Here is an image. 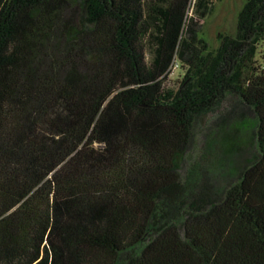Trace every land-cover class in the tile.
<instances>
[{"label":"trees","instance_id":"16d2710c","mask_svg":"<svg viewBox=\"0 0 264 264\" xmlns=\"http://www.w3.org/2000/svg\"><path fill=\"white\" fill-rule=\"evenodd\" d=\"M190 1L0 0V264H264V0L214 50Z\"/></svg>","mask_w":264,"mask_h":264},{"label":"rangeland","instance_id":"374dc122","mask_svg":"<svg viewBox=\"0 0 264 264\" xmlns=\"http://www.w3.org/2000/svg\"><path fill=\"white\" fill-rule=\"evenodd\" d=\"M195 1H190L189 14L192 13V9L195 7ZM206 4V16L202 18V24L199 29V36L203 37L209 43V49L214 50L220 44L219 35L225 34L233 36L236 33V20L240 8H242L246 0H203ZM211 9V10H210ZM264 46L260 45L257 49L256 61L262 63L261 51ZM183 76V70L179 62H174L166 78V83L169 86H177L180 78ZM228 103V102H227ZM225 103L224 107L228 104ZM235 111L230 110L224 114H221L216 120L214 125L222 129V136L224 142L219 145L218 148H212V152H216L219 159L224 160L230 158L232 168L237 171L239 166L245 159V145L249 142L248 125L251 123V114L246 113L245 116L239 117L233 114ZM234 120V123L229 126ZM202 134L200 130H196L193 136V142H191V154L197 156L200 153L202 147ZM198 173V172H197ZM200 174V173H198ZM228 171L226 169L216 170L210 174V179L216 182H222L225 179L228 181L232 179L231 176H227Z\"/></svg>","mask_w":264,"mask_h":264}]
</instances>
